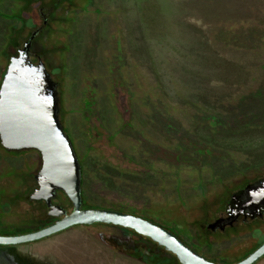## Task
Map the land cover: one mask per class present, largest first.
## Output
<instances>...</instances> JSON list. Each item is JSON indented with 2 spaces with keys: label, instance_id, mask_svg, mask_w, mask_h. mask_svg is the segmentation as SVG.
<instances>
[{
  "label": "rangeland",
  "instance_id": "obj_1",
  "mask_svg": "<svg viewBox=\"0 0 264 264\" xmlns=\"http://www.w3.org/2000/svg\"><path fill=\"white\" fill-rule=\"evenodd\" d=\"M36 29L32 57L58 83L83 208L146 219L222 264L264 243V219L206 229L228 192L264 177V0H0V84ZM39 167L36 151L0 148V233L54 222L25 200ZM53 203L71 211L61 193ZM157 250L93 224L0 246V264H17L12 253L25 264H146L140 254Z\"/></svg>",
  "mask_w": 264,
  "mask_h": 264
},
{
  "label": "water",
  "instance_id": "obj_2",
  "mask_svg": "<svg viewBox=\"0 0 264 264\" xmlns=\"http://www.w3.org/2000/svg\"><path fill=\"white\" fill-rule=\"evenodd\" d=\"M38 30L10 57L0 84V145L6 152L36 151L40 167L33 176L36 187L31 202H43L46 215L55 219L46 227L18 235H0V246L36 242L75 226L104 224L131 230L172 254L179 264H222L196 253L173 232L146 219L104 208H83L82 169L71 139L60 121L58 83L42 59L31 57ZM63 194L71 211L53 201ZM242 218H264V177L233 192L224 215L206 229L224 232ZM264 256V243L243 259L231 264H255Z\"/></svg>",
  "mask_w": 264,
  "mask_h": 264
},
{
  "label": "trees",
  "instance_id": "obj_3",
  "mask_svg": "<svg viewBox=\"0 0 264 264\" xmlns=\"http://www.w3.org/2000/svg\"><path fill=\"white\" fill-rule=\"evenodd\" d=\"M30 1L31 0H27V3L29 4ZM45 65H46V63H45ZM232 193H233V191L232 192H228L226 198L222 199V201L220 203V206L223 207V209H224V206H226V203H227V201H228V199H229V197H230V195ZM19 199L22 200L23 198L19 197ZM25 200L28 203H30V204L35 206L39 218H42V219L48 218L47 215H46V207H45L43 202H31L28 197L25 198ZM99 225H104V224H99ZM121 229L124 230L129 235L139 236V235L135 234L131 230H126V229H123V228H121ZM0 235H6V236H8V235H18V233H0ZM139 237L143 238L146 241H150L148 238H145V237H142V236H139ZM118 250H123L124 251V249L120 248V247H118ZM159 250H157L156 253L142 252L140 254L141 258H142V261H144L146 264H179L178 261L176 260V258L172 254H169V253H166V252L162 253ZM12 256L14 257V259H15L17 264H25L24 261L21 259V257L18 256L16 253H12ZM213 262H215V261H213ZM216 263H218V262H216Z\"/></svg>",
  "mask_w": 264,
  "mask_h": 264
},
{
  "label": "flooded vegetation",
  "instance_id": "obj_4",
  "mask_svg": "<svg viewBox=\"0 0 264 264\" xmlns=\"http://www.w3.org/2000/svg\"><path fill=\"white\" fill-rule=\"evenodd\" d=\"M36 30H38V33H39V29H36ZM38 33H37V35H38ZM37 35L35 36V38L37 37ZM28 38H29V37H28ZM28 38H27V39H28ZM35 38H34V39H35ZM32 44H33V41H32ZM31 48H32V47H31ZM17 51H18V50H17ZM31 57H32V53H31ZM32 59H33V57H32ZM4 72H5V71H4ZM65 133L67 134V132H65ZM67 135H68V134H67ZM68 136H69V135H68ZM0 148H2L1 145H0ZM2 149H3V148H2ZM3 150H4V149H3ZM259 179H260V178H259ZM256 180H257V179H256ZM254 181H255V180H254ZM252 182H253V181H252ZM248 183H250V182H248ZM81 184H82V183H81ZM246 184H247V183H245L244 185H242L241 187H239V188L236 189L235 191L241 189V188L244 187ZM35 185H36V184H35ZM235 191H233V192H235ZM226 204H227V203H226ZM224 209H225V208H224ZM263 219H264V218H263ZM263 219H260V220H263ZM54 220H55V219H54ZM258 220H259V219H258ZM255 221H256V220H255ZM239 222L242 223V224H246V223L251 222V221H243L242 218H240L239 221H238L237 223H239ZM237 223H235V225H236ZM235 225H234V226H235ZM234 226H233V227H234ZM233 227H232V228H233ZM232 228H228V229H232Z\"/></svg>",
  "mask_w": 264,
  "mask_h": 264
},
{
  "label": "crops",
  "instance_id": "obj_5",
  "mask_svg": "<svg viewBox=\"0 0 264 264\" xmlns=\"http://www.w3.org/2000/svg\"><path fill=\"white\" fill-rule=\"evenodd\" d=\"M255 264H264V256L259 259Z\"/></svg>",
  "mask_w": 264,
  "mask_h": 264
}]
</instances>
